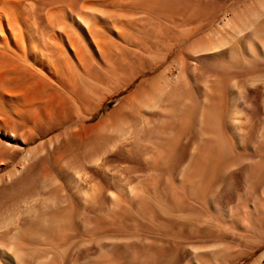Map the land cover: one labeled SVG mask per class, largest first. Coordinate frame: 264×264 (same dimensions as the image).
I'll return each mask as SVG.
<instances>
[{
	"label": "rangeland",
	"instance_id": "obj_1",
	"mask_svg": "<svg viewBox=\"0 0 264 264\" xmlns=\"http://www.w3.org/2000/svg\"><path fill=\"white\" fill-rule=\"evenodd\" d=\"M81 2L84 1H80V6ZM134 2L135 0L102 2L103 6L114 9L118 7L119 11L133 13L135 10L134 15L128 17L130 20L137 18L135 24L127 18V39L136 38L128 44L125 39L122 47L120 44L116 51L117 58L115 55L110 58L107 66L93 65L91 75L95 77V90L101 92L111 82L135 73L137 68L146 67V72L136 78L127 89L109 98L102 105L103 108L95 113L93 121L109 113L141 80L153 78L160 73L192 40L221 25L226 13L242 3V0H179L178 9L175 8L179 11L174 10V14L172 11V14L166 13L163 16L135 8ZM132 24L137 28L134 25L132 27ZM134 28L135 36L130 39L129 35ZM123 44L126 47L123 48ZM158 59L163 61L154 70L155 64L152 62ZM227 59L218 55L200 60L197 69L193 71L194 75L192 74L193 85L189 79L194 91L190 86L187 89L194 99H199V85L204 79L208 81L210 77L214 83L218 81L215 84L219 89L217 98L212 101V105L209 102L202 106L206 117L208 114L210 117L216 107L220 109L222 104L221 108L225 111L228 108V112L220 110L222 118L219 125L216 123V127L212 129V132H216L214 138L210 134L201 137L195 120H190L188 128L187 124L183 125L170 114L156 113L150 116L147 127L134 126L133 131L124 139L114 141L113 146L112 143L105 145L106 148L92 145L88 146L90 150L85 148L87 151L78 142H71L72 146L68 148L71 151L67 149L68 146H62V151L66 153V163L70 161L68 164L73 165L71 169L80 172L81 183L75 177L73 180L72 175L71 184L66 176L62 178L65 173H59L63 170L58 164V168L53 164L51 155L50 159L44 157L34 163L22 179L1 183L0 219L9 214L14 215L18 224L0 228V264H250L259 256L264 251V81L254 85L246 81L252 75L263 73L264 63L255 60L250 65H245L241 58L237 62L235 59L233 62ZM254 68H258V71L255 69V72ZM235 80L244 85L242 99L234 96L233 92L230 93L229 86ZM194 84L197 86L193 87ZM71 110V114L75 116V108L72 107ZM231 111L236 113L235 119H238L235 125L226 124L225 119ZM72 115L73 124L76 119ZM36 128L42 132L46 130V125H38ZM54 133L55 131L52 134ZM217 141H220L219 144ZM209 154L211 159L208 158ZM224 164L230 167L222 175L219 169ZM43 166L48 168L50 179L54 178V185L39 191V194L37 187L41 182L39 178L45 168ZM59 177L63 179L62 182ZM198 183L202 185L199 187ZM33 189L39 195H31ZM47 197L50 200H46L49 199ZM40 198L47 201V204L42 203ZM57 200L58 206H52L53 201ZM25 205H34L30 215L24 211ZM40 213L49 217L51 224L48 222L45 227L39 223ZM10 247L16 251L21 248V254L15 255V250ZM214 249L216 253L213 252ZM3 252L10 255L6 258ZM196 253H199L196 257L200 260L198 262L195 259Z\"/></svg>",
	"mask_w": 264,
	"mask_h": 264
},
{
	"label": "bare ground",
	"instance_id": "obj_2",
	"mask_svg": "<svg viewBox=\"0 0 264 264\" xmlns=\"http://www.w3.org/2000/svg\"><path fill=\"white\" fill-rule=\"evenodd\" d=\"M80 1L81 0H0V184L11 182L12 180L18 178L22 179L34 163L44 157H48L50 159L49 155L52 156L53 164H55V166L58 164V167L63 170L59 171L57 169L58 167L56 166V168L54 166L57 169V172L59 171V173H65L64 175L60 173L63 175H61L62 178L66 176L71 184L72 175V179L75 177V180L79 182L81 177L79 174L80 172L75 169H71L73 165L71 166V164H68L70 162L69 160V162L66 163V153L65 151H62V146H68V149L72 146L71 142H78L83 145V147L85 146L84 149L92 145L103 147L111 143L113 146L114 141L117 142V140H121V138L124 139L131 131H133L132 129L134 126L145 127L148 125L150 116L156 113L159 115L170 114L173 118H175V120L178 119L185 126L190 123L191 119L195 120L198 128L196 129L201 137L203 135L208 136L210 134L214 138V136H216V132H212V129L216 127L219 120L222 118L223 113L220 110L223 109L221 108L223 107V104L219 106L220 109H216V107L215 110L212 111L210 117L208 116L209 114L207 115L210 122L204 115L202 106L206 103L209 104V102H212L217 98L219 89L215 84L218 83V79L215 80L217 83L210 80V77L208 81L204 79L199 85V99H194L192 96L193 94L189 93L187 89L189 86L191 87L193 85L191 78L193 71L197 69V64L205 57L218 55L225 56L229 59H227L228 61L235 59L237 62V60H240L239 58H241L245 65H250V63L255 60L264 63V0H242V3L235 5L236 7L234 6L233 9L226 13L221 25L211 29V31L204 36L197 38L194 41L192 40L186 48L177 53L174 60L170 62L169 65L160 73L153 78L141 80V82L137 84V87L126 95L118 104H116L117 106H114L109 113L93 121L92 118L95 113L99 111V109L103 108L102 105L109 98L111 99V97L118 94L120 91L127 89V87L134 80H136V78L146 72L147 68L143 66L144 68L139 67L140 69H138L136 67L137 70L136 72L134 71L135 73L129 76L127 75V77L121 80H111L113 82L104 87L101 92H97L95 90L93 80L95 77L93 78L94 75H91L92 66L96 64H99L97 65L98 67L100 65V67H102V65L105 64L107 66L108 60L114 55L115 57L118 55L116 51L119 50L118 47H120V44L122 47V42H125V39L127 40V44L128 42L132 43L134 41L136 38H134L135 34L133 33L135 32V28L134 31H132L133 29L131 30L132 34L129 35L130 39L134 38L133 40L127 39V30L129 28L130 20L128 17L135 13V10L132 13L124 12V10L119 11L117 10L118 7L116 9L105 7L102 3L104 0H83L84 2H81L82 4L80 6ZM107 2L108 0H106V3ZM114 4H112V6H114ZM179 4V0H135L134 7L144 10L147 13L149 12V14L157 13V15L160 14V16H163L162 14L165 15L166 13H170L172 11L174 14V10L179 11L176 10L178 9L177 6H179ZM170 17L172 18L171 15ZM135 19H131L134 21L131 23L135 24ZM134 24L131 26L133 27ZM151 33L153 32L151 31ZM146 35L147 34H145V36ZM183 35H185V33ZM186 36L187 35L184 37ZM158 39L162 40L161 38ZM124 47L126 46L123 44V48ZM141 51L143 52V50ZM132 59L134 60V58ZM151 59L152 58H150V60ZM115 60L118 63V60L114 59V61ZM162 61L163 59H158L155 62H152L155 64L153 69H157ZM117 65L119 64H115V66ZM255 69L256 68H254V70ZM118 70H121V68ZM219 77L221 76H217V78ZM120 78H122V76ZM189 79H191L190 81H192V85L190 84ZM224 81L227 82L226 80ZM259 81H264V72H260L254 76L252 75L246 83L248 82V84L250 83V85H254ZM195 84L193 87L197 86ZM243 87L244 85L242 83L240 84L235 80V82L233 81V83L229 86L230 93L233 92V94H235L234 96L242 99V95L244 94ZM191 90L192 92L194 91L192 87ZM196 93L195 95L197 96L198 93ZM217 103L219 105V102ZM212 104L213 102L211 105ZM72 107L75 108V116L72 115L73 113L71 114ZM235 114L236 113L234 111L230 112L227 119H225L227 121L226 124H237L238 119H235ZM71 115L74 119H76L73 124L71 123ZM38 125H46V130L39 132V128H36ZM189 125L188 128L190 127ZM170 128H172V126ZM54 131L55 133L52 134ZM222 132L220 134L223 135ZM134 133L135 132H133V134ZM218 137L216 139H218ZM220 141H217L218 144ZM173 143L171 144L173 145ZM174 145L176 146V144ZM93 148H91V152ZM68 150L71 151L70 149ZM85 150L87 151V149ZM169 150L171 151V149ZM210 151L212 152L213 150ZM89 155L92 154L89 153ZM209 156L210 154L208 155V158L211 159ZM211 156H213V153H211ZM212 160H214V158ZM224 165L225 166L222 165L219 169L222 175L223 173L225 174L230 167L226 164ZM200 167L202 168V166ZM55 168L53 169L54 171ZM47 169L48 168L45 167L41 172V178H39L41 182L39 181L40 183L37 187L38 192H41V190L49 187L54 182V178L52 180L50 179L51 177ZM215 169L216 168H214V170ZM53 174L55 175V173ZM58 176L60 175L58 174ZM57 178L55 179L57 180ZM62 178L61 180H58L62 182ZM82 178H84V176ZM55 183L57 182L55 181ZM79 183H81V181ZM201 185L202 184H199V187ZM46 191H48V189ZM38 192L36 189H33L30 194L35 195L38 194ZM46 200H50V198ZM40 201H42L41 198ZM43 202L44 204H47V201H42V203ZM52 206H58V200L53 201ZM34 208V205L26 206L24 211L27 215H30ZM38 217L39 223L43 226L50 222L49 217L45 216V214H41ZM33 218H35L34 215ZM51 220L53 221L54 219ZM17 224L18 223L15 221L14 215L12 216L9 214L7 217L0 219V228ZM9 230L11 231V229ZM9 233L10 232H8V235ZM10 248L13 249L12 247ZM14 250L15 252L13 253L15 255H19V253L21 254V248L20 250H17L18 252L16 249H13V251ZM214 250L213 252L216 253V250ZM211 251L212 250H210V252ZM202 252H204V250ZM3 253L6 254V258L10 255L6 252ZM198 254H195V259L199 256ZM198 261L200 260H197V262ZM250 264H264V251Z\"/></svg>",
	"mask_w": 264,
	"mask_h": 264
}]
</instances>
